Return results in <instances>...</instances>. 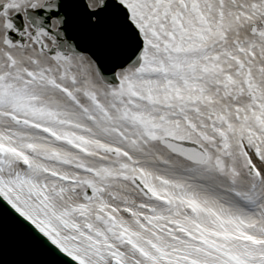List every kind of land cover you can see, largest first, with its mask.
I'll list each match as a JSON object with an SVG mask.
<instances>
[{"label":"snow or ice","instance_id":"1","mask_svg":"<svg viewBox=\"0 0 264 264\" xmlns=\"http://www.w3.org/2000/svg\"><path fill=\"white\" fill-rule=\"evenodd\" d=\"M0 199L32 264H264V0H0Z\"/></svg>","mask_w":264,"mask_h":264},{"label":"water","instance_id":"2","mask_svg":"<svg viewBox=\"0 0 264 264\" xmlns=\"http://www.w3.org/2000/svg\"><path fill=\"white\" fill-rule=\"evenodd\" d=\"M26 224L0 199V264H32L36 258L38 246L29 249L21 245V240L29 237Z\"/></svg>","mask_w":264,"mask_h":264}]
</instances>
